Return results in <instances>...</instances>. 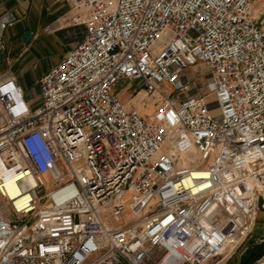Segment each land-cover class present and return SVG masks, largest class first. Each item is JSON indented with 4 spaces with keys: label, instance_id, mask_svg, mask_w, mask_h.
Wrapping results in <instances>:
<instances>
[{
    "label": "built area",
    "instance_id": "1",
    "mask_svg": "<svg viewBox=\"0 0 264 264\" xmlns=\"http://www.w3.org/2000/svg\"><path fill=\"white\" fill-rule=\"evenodd\" d=\"M55 1L54 22L81 32L38 101L0 79V264L226 258L264 210V7ZM15 22L0 17L1 49ZM197 63L206 92L187 72ZM122 80L140 81L151 112L116 94Z\"/></svg>",
    "mask_w": 264,
    "mask_h": 264
},
{
    "label": "rangeland",
    "instance_id": "2",
    "mask_svg": "<svg viewBox=\"0 0 264 264\" xmlns=\"http://www.w3.org/2000/svg\"><path fill=\"white\" fill-rule=\"evenodd\" d=\"M255 5L256 7H264V0H255ZM59 15H57V17ZM55 19H53L51 23L46 25V27L44 26L45 28L41 27L42 30L38 32L36 38L32 39L31 36V38L28 40V43L30 42V45H28L27 50L23 53V60L26 61V69H22L21 71L18 70L16 75L25 88L26 98L32 103H36L39 99V86L37 84V80L39 79V77L46 70H48L53 63L60 59L69 48L76 44L81 32L80 28L60 26L62 25V23H55ZM187 72H192V75H195L194 84L196 88L200 91L206 92L207 76L205 75L203 64L197 63L196 65L191 66L187 70ZM187 72L185 74L186 76L189 75ZM140 87L141 83L139 80H122L117 84L115 90L119 93V97H126V101L122 99L126 103V105L138 107L141 112L149 113L154 108L153 101L147 100V105H142L143 92ZM138 89H140L138 94L131 96L132 93H134ZM263 220L264 210L263 208H260L257 212L255 223L251 232L253 238L257 236L254 233L255 230L257 233H259L256 222H260ZM251 234H249L238 246L230 248L229 251H226L224 253L225 256L227 255L226 258H223L224 255H220L205 264H214L216 262L219 264H226L241 248L244 242L250 239ZM261 238L264 239V236ZM250 240H252V238ZM250 240L248 242H250ZM255 240L258 242V244L262 245L261 254L249 264H255L256 260L264 253V243L260 242V238L259 240L255 238ZM222 258L223 260L220 261Z\"/></svg>",
    "mask_w": 264,
    "mask_h": 264
},
{
    "label": "crops",
    "instance_id": "3",
    "mask_svg": "<svg viewBox=\"0 0 264 264\" xmlns=\"http://www.w3.org/2000/svg\"><path fill=\"white\" fill-rule=\"evenodd\" d=\"M62 11L63 6L55 0H0V17L10 14L16 18L15 24L5 32L4 48H0V79L7 74L17 77L18 70L26 69L23 53L30 42L25 40L23 33L28 30L32 39L36 38L42 30L41 27H46ZM115 92L119 96L116 90ZM121 99L126 101V97ZM256 225L259 233L256 230L254 233L257 235L255 238L259 240L264 236V220L256 222ZM255 238L251 234L250 242H244L247 246L238 253L240 248L226 264H249L254 261L261 254L262 248Z\"/></svg>",
    "mask_w": 264,
    "mask_h": 264
},
{
    "label": "water",
    "instance_id": "4",
    "mask_svg": "<svg viewBox=\"0 0 264 264\" xmlns=\"http://www.w3.org/2000/svg\"><path fill=\"white\" fill-rule=\"evenodd\" d=\"M23 36H24V38H25V40L26 41H28L30 38H31V33H30V31H25L24 33H23ZM247 246V243H245L242 247H241V250H239V252L238 253H240L245 247Z\"/></svg>",
    "mask_w": 264,
    "mask_h": 264
},
{
    "label": "bare ground",
    "instance_id": "5",
    "mask_svg": "<svg viewBox=\"0 0 264 264\" xmlns=\"http://www.w3.org/2000/svg\"><path fill=\"white\" fill-rule=\"evenodd\" d=\"M191 171H192L193 173H197V172L194 171V170H191ZM7 186H8L9 193H10V194H14V192H13L14 189H13L12 183L9 182V183L7 184Z\"/></svg>",
    "mask_w": 264,
    "mask_h": 264
}]
</instances>
